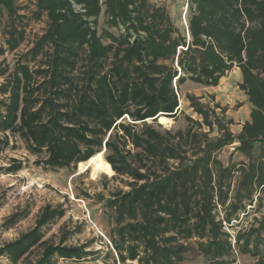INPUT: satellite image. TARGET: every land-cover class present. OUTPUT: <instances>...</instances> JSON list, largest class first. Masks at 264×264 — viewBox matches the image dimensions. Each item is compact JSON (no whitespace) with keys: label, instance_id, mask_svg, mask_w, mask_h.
<instances>
[{"label":"trees","instance_id":"trees-1","mask_svg":"<svg viewBox=\"0 0 264 264\" xmlns=\"http://www.w3.org/2000/svg\"><path fill=\"white\" fill-rule=\"evenodd\" d=\"M16 1L0 0L11 50L25 33ZM189 6L187 30L150 0H36L34 15H45L47 27L25 56L40 61L33 70L18 64L0 85V132L18 135L34 153L46 150L44 163L52 167H76L104 148L115 173L129 178V189L107 203L117 213V236L110 237L123 264H180L192 239L211 263L228 264L233 246L223 222L231 224L243 199L253 201L255 187L264 190L263 159L234 169L217 157L235 141H264V0H190ZM101 15L116 32L99 31ZM236 67L252 105L237 134L219 105L191 93L185 96L200 119L188 116L183 130L154 126L162 113L176 117L187 80L216 87ZM22 165L14 159L0 169L15 173ZM235 171L243 178L227 203ZM218 205L225 207L223 219ZM22 215L12 213L7 225ZM64 215L61 206H44L34 227L2 245L0 255L18 263L38 249L35 264L86 257L85 245L67 244L66 231L59 241L45 238L46 227ZM249 245L246 237L238 250L248 253Z\"/></svg>","mask_w":264,"mask_h":264},{"label":"rangeland","instance_id":"rangeland-1","mask_svg":"<svg viewBox=\"0 0 264 264\" xmlns=\"http://www.w3.org/2000/svg\"><path fill=\"white\" fill-rule=\"evenodd\" d=\"M35 1H16L19 14L23 16L17 24L24 28L25 33L20 45L13 50L9 49L6 41L8 38L5 33L7 13H0L4 25L3 28L0 27V45L5 47L4 54L0 55V67L5 72L0 76V85L13 77L12 74L18 64L28 63L33 70L40 61V57L34 59L31 56H25L47 27L45 15L39 19L34 15ZM150 1L161 3L168 9L171 19L176 24L185 25L182 17L183 0ZM188 18L189 15L187 22ZM98 28L100 32L103 29L116 32V29L110 28L107 24L104 15L99 18ZM240 81L241 71L238 67L222 77L216 87H206L187 80L180 88V108L176 117L165 116L166 121H162L159 117L154 126L162 131L164 129L183 130L188 126V116L200 119L185 96L186 93H191L204 103L211 106L219 105L220 108L217 111L221 113L225 122L232 120L229 128L237 134L243 123L250 119L252 108L246 94L239 87ZM126 118L128 120V117ZM193 127L196 129L197 125ZM217 134V130L211 133L212 136ZM126 148L132 147L127 144ZM106 154L103 148L105 160ZM47 155L46 150L40 153L29 150L25 141L18 135L0 132V167L10 166L14 163V159L22 161L23 164L22 168L15 173L0 169V247L34 227L43 207L50 204L61 206L65 215L46 227L45 238L59 241L62 233L66 231L69 233L67 244L85 245L86 250L89 251V255L81 259L57 257L53 264H123L119 261L118 252L110 237L111 233L117 236L114 229L117 213L114 209L107 207V203L110 198H115L117 192L129 189V178L117 175L110 164L111 173L106 169L94 172L93 167L86 163L85 165L78 163L72 168L52 167L44 163ZM217 157L224 166L234 169L239 166L248 167L252 162L258 163L261 159L264 160V141H254L251 144L235 141L218 151ZM242 178L241 171H235L230 179V198L227 203L235 200L237 186ZM253 197L252 202L250 199H243L241 203L244 208L233 216L231 224L223 222L233 246L228 264H264V227H261V224H264V190L255 187ZM16 211L22 212V217L8 226L9 216ZM215 212L218 219H223L225 207L218 205ZM238 233L243 236L238 242L240 245L246 237L250 238L249 246L252 249L250 252L243 253L238 250V244L235 243V236ZM188 244L189 250L180 264H213L200 252L196 239L189 240ZM39 252L38 249L33 250L27 259L18 263L12 262L6 255H0V264H35ZM125 264L139 263L127 260Z\"/></svg>","mask_w":264,"mask_h":264},{"label":"bare ground","instance_id":"bare-ground-1","mask_svg":"<svg viewBox=\"0 0 264 264\" xmlns=\"http://www.w3.org/2000/svg\"><path fill=\"white\" fill-rule=\"evenodd\" d=\"M162 121H166V117L164 115H160ZM158 117V118H159ZM89 164L93 167L94 172H97L101 169H106L108 172H112V169L109 163L103 158V151L96 153L90 159L85 162H80V165Z\"/></svg>","mask_w":264,"mask_h":264},{"label":"built area","instance_id":"built-area-1","mask_svg":"<svg viewBox=\"0 0 264 264\" xmlns=\"http://www.w3.org/2000/svg\"><path fill=\"white\" fill-rule=\"evenodd\" d=\"M184 1V6H183V11H182V13H183V22H184V24L186 25V28H187V30H188V22L186 21L187 20V16L189 15L188 13V11H190L189 9H190V0H183Z\"/></svg>","mask_w":264,"mask_h":264},{"label":"water","instance_id":"water-1","mask_svg":"<svg viewBox=\"0 0 264 264\" xmlns=\"http://www.w3.org/2000/svg\"><path fill=\"white\" fill-rule=\"evenodd\" d=\"M161 115H164V116H166V114H165V113H162Z\"/></svg>","mask_w":264,"mask_h":264}]
</instances>
